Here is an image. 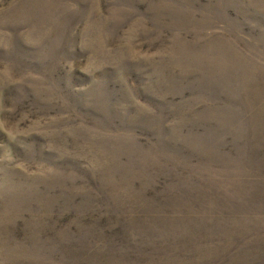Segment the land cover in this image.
<instances>
[{
  "label": "rangeland",
  "instance_id": "1",
  "mask_svg": "<svg viewBox=\"0 0 264 264\" xmlns=\"http://www.w3.org/2000/svg\"><path fill=\"white\" fill-rule=\"evenodd\" d=\"M0 264H264V0H0Z\"/></svg>",
  "mask_w": 264,
  "mask_h": 264
}]
</instances>
